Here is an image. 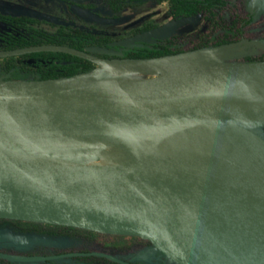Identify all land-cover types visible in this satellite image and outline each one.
<instances>
[{
	"label": "water",
	"instance_id": "obj_1",
	"mask_svg": "<svg viewBox=\"0 0 264 264\" xmlns=\"http://www.w3.org/2000/svg\"><path fill=\"white\" fill-rule=\"evenodd\" d=\"M254 3L264 9V0ZM76 11L98 18L85 9ZM172 25L147 34L161 38ZM89 50L59 44L0 50V57L59 51L97 64L69 77L0 80V218L140 236L177 264H264V99L227 100L246 93L249 81L264 80V59L218 58L205 73L145 95L102 76L114 65L167 56L107 59L95 53L119 52L99 46ZM14 102L27 106L31 122L12 113ZM202 125L233 137L251 158L254 171L157 160L145 156L137 142L145 138L158 143ZM113 135L138 156L137 166L82 169L85 164L69 163L99 158L106 145L95 141Z\"/></svg>",
	"mask_w": 264,
	"mask_h": 264
},
{
	"label": "rangeland",
	"instance_id": "obj_2",
	"mask_svg": "<svg viewBox=\"0 0 264 264\" xmlns=\"http://www.w3.org/2000/svg\"><path fill=\"white\" fill-rule=\"evenodd\" d=\"M229 8L230 14L237 13L244 17L253 14L258 21L249 27L251 41H240L227 47L212 48L210 50L214 56L221 60L244 61L246 56L258 57L262 55L264 53V9L256 5L254 0H249V5L243 7L237 6V0H232ZM164 10L165 6H159L151 1L146 5L129 10L124 14V18L116 23L129 24L145 17H162ZM0 12L29 14L41 18L46 16L55 23L85 26L82 22L78 23L71 18L67 4L62 0H0ZM88 12L98 17L101 16L93 11ZM83 18L89 19L84 16ZM116 23L105 24L103 28H113ZM206 26L207 23L202 15L192 19H182L173 23L171 34L175 36L181 46L191 49L197 43L198 35L204 31ZM3 29L5 27L0 24V30ZM118 54H121V51ZM160 75V71L152 74L140 71L128 74L135 80H144L147 86L153 84V88L162 80ZM247 85L249 89L246 91L247 96L259 100L264 99V80H252ZM98 159L76 158L70 160L69 163L73 166H80ZM25 224L21 223L20 225L30 226V224ZM43 226L46 229L55 228L52 223H45ZM20 229L22 227H16L15 219L0 220V264H113L109 259H115L114 261L120 263L151 264L148 262L152 257L159 259L153 261V264H164L163 261L166 259V255L156 257L154 253L156 247L152 246L150 240L140 236L89 232L76 227L67 230V233L71 235L69 237H50L33 232H21ZM68 251H96L111 257L108 256L109 259L95 258L90 262L75 258L85 255L83 252L55 256Z\"/></svg>",
	"mask_w": 264,
	"mask_h": 264
},
{
	"label": "flooded vegetation",
	"instance_id": "obj_3",
	"mask_svg": "<svg viewBox=\"0 0 264 264\" xmlns=\"http://www.w3.org/2000/svg\"><path fill=\"white\" fill-rule=\"evenodd\" d=\"M67 4L68 13L72 19L78 23L82 22L85 26L71 25L65 23H55L48 17H38L29 14H12L2 13L3 15L12 16H29L36 19L32 27L34 30L45 36H55L62 27L66 29H80L86 31L97 37L99 44L88 45L84 47V51H90V47L99 46L106 47L112 51H121V54H102L95 53L97 56L107 59H128L122 58L123 51H197L201 49L223 48L240 41H251L249 36L250 25L257 23V19L253 14L246 17L236 14H230V4L232 0H220L219 5L217 1L213 0H62ZM155 2L159 6H165L162 17H145L142 20L132 21L129 24L116 23L124 18V14L129 10L146 5L148 2ZM249 5V0H237V6ZM196 7L199 11L195 15H188V9ZM209 8L208 11L205 9ZM76 9H85L93 11L99 15L96 20L94 18L84 19L83 16L77 13ZM52 13V12H50ZM202 15L207 26L204 31L198 35L197 43L191 49L181 46L171 31L161 38L154 37L147 33L164 27L168 24L174 23L182 19H192ZM100 19L101 21H99ZM98 20V21H97ZM14 23V22H12ZM116 23L115 27L103 28L105 24ZM0 24L5 29L0 30V43L2 36L9 33L22 34L27 33L28 27L21 23V25L9 24L0 19ZM260 30V29H259ZM135 36H141V39L133 40L128 45L118 44L122 41ZM257 41V40H256ZM53 44V43H41ZM37 44V45H41ZM67 45V44H59ZM33 46V45H31ZM70 46V45H68ZM28 47V46H26ZM74 47V46H71ZM23 48V47H21ZM77 48V47H75ZM17 49V48H16ZM79 49V48H77ZM10 50V49H3ZM25 54V53H24ZM21 55V54H19ZM102 55H107L104 57ZM264 53L260 56H263ZM14 56V55H13ZM258 56V57H260ZM7 57V56H6ZM1 58V57H0ZM97 66V64H96ZM3 219V218H1ZM7 219V218H6ZM152 246L155 248L154 244ZM68 252H85V251H68ZM93 252V251H88ZM85 252V253H88ZM67 253V252H66ZM156 257L165 256V254L156 248L154 252ZM58 254V253H57ZM94 254H85V256ZM84 256V255H80ZM100 256V255H97ZM108 258L107 256H103ZM109 259V258H108ZM112 260V259H111ZM158 258L149 259L148 263L153 264V261ZM119 264H141V263H120ZM164 264H177L171 261L167 256L163 261Z\"/></svg>",
	"mask_w": 264,
	"mask_h": 264
},
{
	"label": "bare ground",
	"instance_id": "obj_4",
	"mask_svg": "<svg viewBox=\"0 0 264 264\" xmlns=\"http://www.w3.org/2000/svg\"><path fill=\"white\" fill-rule=\"evenodd\" d=\"M217 64L218 59L213 53L200 50L139 64L114 65L110 74H103L102 77L113 85L145 95H156L205 73ZM136 71L148 74L160 71L162 80L154 88L153 84L147 86L144 80L128 76ZM246 99L250 98L244 92L227 98L230 101ZM11 111L25 123L32 121L29 109L21 102H14ZM137 142L145 156L157 160L212 164L246 173L255 169L245 149L233 137L208 125L180 130L158 143L145 138H138ZM95 143H104L106 146L99 152L98 160L85 164L82 169L128 168L140 163L138 156L116 135L101 137Z\"/></svg>",
	"mask_w": 264,
	"mask_h": 264
},
{
	"label": "trees",
	"instance_id": "obj_5",
	"mask_svg": "<svg viewBox=\"0 0 264 264\" xmlns=\"http://www.w3.org/2000/svg\"><path fill=\"white\" fill-rule=\"evenodd\" d=\"M217 1L219 5L220 0ZM206 11L209 8L205 9ZM199 9L191 7L188 9V15H195ZM0 19L9 24L21 25L24 24L28 27L25 35L9 33L8 35L2 36L0 43V50L3 49H16L31 45H37L41 43H53V44H67L70 46L84 49L88 45L95 43L99 44L97 37L80 29H66L62 27L59 29L55 36H45L37 33L31 24L36 22L35 18L29 16H12L0 14ZM14 22V23H12ZM22 26V25H21ZM187 51H123L122 58L128 59H139V58H156L161 56H169L174 54H180ZM107 57V55H102ZM264 55L260 57L246 56L244 61H257L263 60ZM96 64L86 58L72 55L70 53L59 52V51H37L30 52L21 55L7 56L0 58V80L5 79H50L69 77L79 73L93 70ZM0 220H6L3 218ZM16 221V227L21 228V232L36 233L39 235L50 236V237H69L67 233L68 229L76 228L73 226L58 225L54 224V229L44 228L45 223L18 220ZM21 223L30 224L28 227H23ZM25 224V225H26ZM81 230L89 232H97L94 230H88L79 228ZM151 244H153L150 241ZM88 252V251H85ZM77 259H85L88 261H94L95 258L106 259L103 256L89 255V256H76ZM108 259V258H107ZM113 264H119L114 260L109 259ZM96 262V261H95Z\"/></svg>",
	"mask_w": 264,
	"mask_h": 264
}]
</instances>
